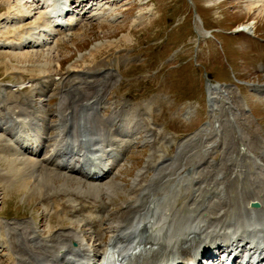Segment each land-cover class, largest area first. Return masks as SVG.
Instances as JSON below:
<instances>
[{"label": "rangeland", "instance_id": "obj_1", "mask_svg": "<svg viewBox=\"0 0 264 264\" xmlns=\"http://www.w3.org/2000/svg\"><path fill=\"white\" fill-rule=\"evenodd\" d=\"M260 2L261 0H122L113 4L111 1L110 4H103L97 13L94 11L95 15L87 14L69 36L56 38L50 46H57L50 55L48 46L46 49L27 50L32 51L30 59L14 57V52L0 50V90H4L0 93V125L4 126V108L8 107L2 95H6L5 90L26 95L35 88L32 78L51 76V79L59 81L68 73V78L74 84L68 87L71 91L68 89L67 97L72 102V110L77 111L71 126L77 133L90 132L92 125L98 124L100 130L104 125L108 126L115 108L142 104L144 109L141 114L135 113L136 118L140 119L142 115L144 123L153 130L156 139L158 137V146H155L147 142L146 132L143 130L138 136L135 134L137 139L134 140L137 143H130L129 155L121 161L119 171H112L111 176L103 182L117 183L121 189L118 195L111 193V202L107 193L103 194L104 201L111 205V211L115 212L118 208L112 201L120 206L127 199L126 195L135 185L140 173L147 172L144 170L149 165L147 163L154 150H158V156L165 157L163 159L161 156L159 162H163L152 167L146 175V180L150 183V195L155 199L162 202L167 197L184 201L189 195L192 202L196 190L198 195L209 201L206 206L209 212L217 210L215 203L229 202L234 197L242 203L240 197L242 194L244 196V188L247 192L252 180L258 176H250L251 171L256 173L255 167L258 165L253 155L264 152V96L256 92V89L264 90V16L258 15L262 9L260 6L249 9L252 3ZM88 5L92 4H86L84 8H88ZM19 7L18 0H0V18H7L9 12L15 14L20 10ZM25 7L31 18L20 26L7 27L1 33L2 37L7 32L12 34L33 27L41 20L44 11L42 2H28ZM81 10L79 8L77 12ZM256 18L259 20L254 32L256 37L231 33L238 32L239 27L248 25ZM1 25L5 26L4 22ZM213 29L216 31H213L212 36L209 30ZM97 44L103 45V48L91 56ZM73 69L89 72L90 75L97 71L106 76L89 78V83L80 72H69ZM204 72H207L213 83L216 80L224 81L230 86L226 90L227 96L220 98L218 92L214 94L213 103L216 96L218 103L215 101L217 104L213 113L208 105ZM107 73H112L114 77L111 79ZM94 79H100V82L93 84ZM84 80L86 83H83ZM107 82L109 84L101 106L97 107L91 118H82L87 115L83 106L86 102L83 89ZM57 87L55 83L54 92L33 97L36 108L50 114L47 120L51 129L46 134L51 138L56 134L53 126L58 121L57 114L52 111L56 110L62 100ZM191 107L194 112L187 114ZM206 123L211 125L205 126ZM200 130L202 131L199 132ZM5 138L10 139L5 132H0V139ZM242 138L251 140L249 147L254 150L253 154L239 153ZM50 143L53 142L50 141L47 148L34 157L39 164L42 161L46 163V158L50 156ZM23 157L29 158L23 154L22 157L19 156L20 160ZM9 159L12 160L10 155L1 159V168L9 171ZM237 162L239 169L244 171L239 177L232 175L230 171ZM48 167L52 173L55 172L54 167ZM218 169L227 174L217 173ZM55 173L68 175L73 179L80 178L75 174H66L65 170ZM40 174L38 172L32 180L40 177ZM183 175L186 176L184 183L179 191L175 190L177 180ZM192 178L196 180L191 181ZM58 182V185L64 183L65 179L62 177ZM14 185L0 180V264H20L13 254L21 249L35 256L24 248V239L17 238L18 235L16 237L11 230L17 226L24 229L28 224L30 231L33 228L39 240H48L63 226L66 231L79 232L92 250H99L97 248L102 246V242L92 233L94 229L85 225L87 222L74 218L64 210L69 199H75L68 194L72 192L71 189L65 190L67 196H55L54 200L58 202L54 203V200L46 199L43 191L38 192L33 186L26 190L20 187L16 189ZM208 185L214 188L220 186V190L224 187V195H212L214 189L206 193ZM148 200L146 196L144 201ZM64 202L66 203L63 204ZM231 202L235 204V201ZM104 221L107 242L111 237V229L106 224V218ZM15 246H20L21 249Z\"/></svg>", "mask_w": 264, "mask_h": 264}, {"label": "bare ground", "instance_id": "obj_2", "mask_svg": "<svg viewBox=\"0 0 264 264\" xmlns=\"http://www.w3.org/2000/svg\"><path fill=\"white\" fill-rule=\"evenodd\" d=\"M18 1L20 10L18 9V11H16L15 9L16 13L13 11L15 14L11 13L7 15V18L1 17L0 23L7 20L9 24L15 22L17 25L31 17L28 9L23 5L25 1ZM37 1L38 3L43 2L44 5L41 20L29 29L24 28L23 30L15 31L11 36L8 34V36L6 35L4 38H1L0 50H8V52H14V57L28 59L29 57L32 58V51L30 52L27 50H34V47L46 49L48 46L50 51L47 50L50 55L57 46L56 44L53 47L50 46L56 41L55 39L59 36L65 37L70 35L75 24H77V21H79L81 17L80 15L79 18H76L73 11L74 9H71V4L74 2L72 0H33L27 2L37 3ZM91 1L92 0H78L76 8L83 7L86 3ZM93 1L90 10L96 6L97 9L94 10L95 12L100 11L105 4H110L111 2L110 0ZM120 1L122 0H113L112 3L115 4ZM259 6L262 8L258 12V15L261 17L264 16V0H261V2L257 4L252 3L249 9L251 10ZM95 12H93V14ZM254 20L255 21L248 25L242 26L243 28L239 27L238 32H245L254 35L256 24H258L259 21L257 18ZM101 48H103V45L97 44L93 48L91 56L98 53ZM75 70L76 69L69 70V72H78ZM97 73L98 72L95 71L96 75L94 77L106 76ZM67 74L59 81L56 80L57 82L51 79V76H37L36 79L32 78L35 88L32 87L33 89L31 92L26 95H19L13 93L12 90V92L5 90L6 95L4 94V102H7L8 107L6 109L4 108L6 113L4 116L6 118L8 117V121L4 125L7 128L0 126V132H5L10 139H0V161L8 155L12 157V160L9 159V171L0 166V180L15 184L14 188L16 189L20 187L27 190L28 187L33 186L38 192L43 191L45 197H47L46 199L51 201L60 195L67 196L65 195L67 193L65 190L71 189L70 191L72 192H69L68 194L71 196L73 195L75 199L74 201L69 199L70 202L68 201L67 203L64 202L63 204H67L66 209L64 208V210L68 211L74 218L87 222V226L90 225L91 227H94L96 231L93 232V235H96L98 241H101L103 245L97 248L99 250H92L87 246L84 237L81 236V234H78L79 232L66 231L63 229V226H61L62 228L60 231H57L56 234L48 240H38L33 228H31L30 231L29 224L24 229H20V226H17L11 228L15 233L14 235H16V237L18 235L17 238L22 237L24 239V248L35 255L33 257L29 252H23L24 250L21 249L20 246H15V248L21 249L17 254H13L14 258L19 260L20 264H102V260L108 251L113 253L117 251L120 253L123 261L129 264H176L178 263L177 260L185 253V250L196 251L200 249L201 253H205V256L209 257L211 255L209 253L211 248L218 249V247L224 248L227 246L240 248V246L264 244V152H261V154L258 155H253V159H255L258 165L256 164L257 167H255L256 173H252L253 171H251L250 176H258L252 180V184L250 185L251 188H248L247 192L244 188V196L242 194L240 197L242 203L237 200L236 197L229 198V202L225 201L222 204L213 202L217 208L216 211L212 209V211L215 212L208 211L209 208H206V206L209 204V201H207L206 197L198 195L196 190H194V194L192 192V198H194L192 200V202L194 201L193 203L190 201L191 198L189 199V195L184 201L171 200L165 197V200L162 201L164 203L160 202L159 199H155L150 195L149 182L146 180V177L141 174L135 181L133 188L126 195L127 199L124 200L120 206L112 201V204L118 207L117 210L113 212L111 211V205L109 202L107 203L104 201L103 194L104 192L107 193L106 195H108V199L111 197V193L118 195V192L121 189L117 183H96L92 181L93 179L89 178L88 180L90 182H85L80 180V178L73 179L68 177V175L55 173L62 168L76 172L80 174L81 177L83 176L84 178H87L91 171L90 168L97 165L96 167L100 171L110 168L106 173L109 175L111 166L114 164H109L113 159L112 157L121 153L128 143L125 142V140H119L115 130H121L127 134L131 133L135 126L139 128L141 124H144L141 120V122H137L135 115V113L141 112L144 107L142 105L132 106L131 109V106H127L120 109L115 108L110 116L109 125H102L103 127L101 130L100 127L98 128L97 124L92 125L90 127V132H87L86 135L78 134L77 131L74 133L72 128H70V125L72 121H74L77 111L72 110L70 104L72 102L69 100V96L67 97L68 89L71 91L68 87L74 84V82L70 81V77L68 78ZM83 75L84 78H88L89 72L84 73ZM109 75L111 79L114 77L112 73L107 74V76ZM67 79L69 80L67 81ZM86 81L91 83L88 79H86ZM92 82L93 84L99 83L100 79H94ZM55 83L58 85L56 90L62 95V100L56 110H51L53 114L55 113L58 116L57 124L53 126L56 134L53 138H49V135L45 138L43 137V131H45V129L48 131L49 128L51 129L47 120V116H50V114L49 112H45V110L42 111L36 108L33 97L46 96L54 90ZM84 83L86 82L84 81ZM108 84L109 82L102 84L103 86L100 84L83 89L86 93L85 108L87 115L85 114L82 118H88L96 112V107L101 104V100ZM214 86L215 85H209L208 87L209 101L211 105L215 93L219 92L220 98L223 95L227 96L226 90L228 88L225 89L226 87L224 86H215L220 88L218 89ZM0 91L3 92L4 90ZM71 97L72 96H70V98ZM225 103H227V105L230 104L229 102ZM125 104L126 103H124V105ZM227 105H224V107ZM190 110L191 109H189L187 113L193 112V108L191 111ZM140 116L142 118V115ZM91 130L95 131L91 132ZM145 130L146 134H151L148 136L150 143L153 145L156 144L158 139V137L156 139V134L151 128L149 129L148 126H145ZM70 131L72 132L71 136ZM124 136L125 135L122 137ZM50 141L53 142L51 145L52 153L45 160L46 163L42 161V164H45L43 167L42 164L38 163L39 161H37L34 156L40 152L41 147L45 148V145ZM250 141L242 138L239 153L248 152L253 154L254 150H251L249 147ZM87 142H89L90 147H86ZM67 144L69 146H67ZM64 147H66L67 150L70 149V151L63 152ZM157 152L158 150L156 152L154 150L152 158L150 159L152 161H149V165L145 167V169L150 170L152 168L151 165L156 166L159 164V159H161L160 157L163 155L158 156L159 152ZM25 153L29 155V158L25 159L23 157L25 160H20L21 158H19V156L22 157ZM88 154L92 156L95 164H92L91 167L87 168V170L89 169L87 173L83 164L87 163L89 160L92 161L90 157L88 161L86 160L88 158L87 156H89ZM162 158L164 159L165 157L163 156ZM48 165L54 167V173H52L53 171H50ZM61 165L64 166L61 167ZM239 167L240 166L237 162V164H234L230 168V171L233 173L232 175L236 174V176L239 177L240 174H244V171L240 170ZM217 171V173L223 175L227 174L226 171L221 169H218ZM38 172H41L40 177H36L35 180H32ZM97 175L98 173L95 172L93 175L95 179H98L96 177ZM62 177L65 179V182H61L59 185L56 184V182L60 181ZM185 178L186 176L183 175L177 180L174 188L175 190L181 188ZM195 180L196 179L193 178L191 179V181ZM242 186L243 185L241 184V187ZM222 188L223 189L220 190V186L214 188V186L208 185L206 193H209L211 192V189H214L213 193H211L212 195H224V187ZM219 190L220 192L218 193L217 191ZM146 196L149 198L147 202L144 201ZM225 198H227L226 195ZM110 199L109 201L111 202ZM232 200L233 203L235 201V204H231ZM57 202L55 201L54 203ZM252 202H258L260 207L257 209L252 208ZM206 211H208V213H204ZM105 218L111 229V239L107 242L105 239V230L102 229L104 226L102 220ZM192 239H196L197 244H195V246L191 245ZM73 243L76 245L73 246ZM147 244H150L154 249H148L147 251L149 252L144 256L138 257L133 254L134 250L138 248H146Z\"/></svg>", "mask_w": 264, "mask_h": 264}]
</instances>
